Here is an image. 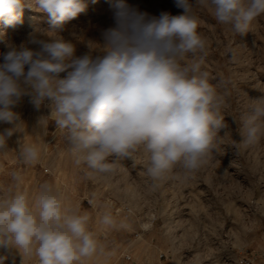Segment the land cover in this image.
<instances>
[{
	"label": "clouds",
	"instance_id": "1",
	"mask_svg": "<svg viewBox=\"0 0 264 264\" xmlns=\"http://www.w3.org/2000/svg\"><path fill=\"white\" fill-rule=\"evenodd\" d=\"M195 2L241 35L264 14V0ZM174 3L182 14L155 16L115 0L110 5L114 26L102 33V43L93 42L97 47L88 45L89 51L77 56L75 45L59 30L85 11L84 0H0L6 26L22 23L25 7L47 13L52 25L30 33L27 42L6 43L7 50L0 52V123L13 125L0 132V150L18 132L20 117L14 108L28 96L37 109L48 102L77 165L113 173L116 160L133 159L143 148L149 160L146 174L154 182L176 166L198 170L218 150V134L227 126L220 112L223 99L201 71L206 41L197 31L194 5L191 0ZM188 54H201V59L185 63ZM255 100L243 121L247 145L262 134L264 96ZM39 156L37 146L20 143L24 164L38 162ZM13 176L19 180L18 174ZM62 207L47 184L41 186L35 211L26 193L0 198V248L16 249L22 257L34 251L39 264H80L93 257L100 246L88 230L89 217ZM102 223L113 221L105 215ZM5 259L0 256V264Z\"/></svg>",
	"mask_w": 264,
	"mask_h": 264
},
{
	"label": "rangeland",
	"instance_id": "2",
	"mask_svg": "<svg viewBox=\"0 0 264 264\" xmlns=\"http://www.w3.org/2000/svg\"><path fill=\"white\" fill-rule=\"evenodd\" d=\"M84 2L85 11L59 30L75 45L77 56L88 52V45L97 47L93 42L102 43V33L114 26L110 5L115 0ZM126 2L155 16L183 12L174 0ZM191 2L199 18L197 31L206 41L201 71L223 99L220 112L227 126L218 134V150L198 170L176 166L154 182L146 174L148 154L141 148L133 159L116 160L113 173L96 172L75 163L47 101L37 109L25 96L14 108L20 124L7 149L0 150V198L26 193L35 211L41 186L47 184L61 199L63 211L86 214L100 248L80 264H239L242 256L264 264V122L256 143L243 142V121L251 115L255 98L264 96V14L241 35L218 23L209 7ZM51 28L47 13L29 7L15 26L0 18V52L7 50L6 43L19 45L30 33ZM200 59L201 54H188L184 62ZM11 127L0 123V132ZM20 143L39 148L38 162H22ZM13 174L19 175L18 181ZM105 215L111 225L102 223ZM0 256L6 257L4 264H23V259L39 263L34 251L22 257L16 249L0 248Z\"/></svg>",
	"mask_w": 264,
	"mask_h": 264
},
{
	"label": "built area",
	"instance_id": "3",
	"mask_svg": "<svg viewBox=\"0 0 264 264\" xmlns=\"http://www.w3.org/2000/svg\"><path fill=\"white\" fill-rule=\"evenodd\" d=\"M124 213L128 214L129 209H124ZM129 259V257H127ZM239 264H252V259L249 256H242L239 260Z\"/></svg>",
	"mask_w": 264,
	"mask_h": 264
},
{
	"label": "bare ground",
	"instance_id": "4",
	"mask_svg": "<svg viewBox=\"0 0 264 264\" xmlns=\"http://www.w3.org/2000/svg\"><path fill=\"white\" fill-rule=\"evenodd\" d=\"M24 256H25V255H24ZM24 256H23V257H24ZM26 256H27V255H26ZM26 256H25V257H26ZM28 259H29V258H28ZM24 263L26 264V259H23V264H24ZM37 264H39V263H37Z\"/></svg>",
	"mask_w": 264,
	"mask_h": 264
}]
</instances>
